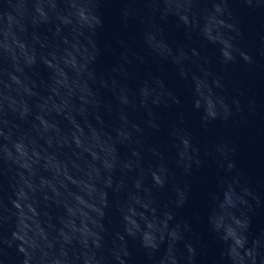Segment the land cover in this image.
<instances>
[{
  "label": "water",
  "instance_id": "1",
  "mask_svg": "<svg viewBox=\"0 0 264 264\" xmlns=\"http://www.w3.org/2000/svg\"><path fill=\"white\" fill-rule=\"evenodd\" d=\"M0 264H264V0H0Z\"/></svg>",
  "mask_w": 264,
  "mask_h": 264
}]
</instances>
